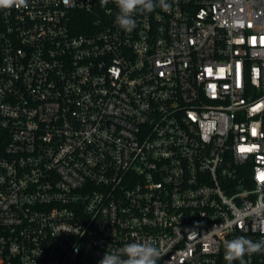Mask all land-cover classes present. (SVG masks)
Here are the masks:
<instances>
[{"label": "built area", "instance_id": "2783aa9c", "mask_svg": "<svg viewBox=\"0 0 264 264\" xmlns=\"http://www.w3.org/2000/svg\"><path fill=\"white\" fill-rule=\"evenodd\" d=\"M169 3L131 32L113 0L0 9V264L264 239V0Z\"/></svg>", "mask_w": 264, "mask_h": 264}, {"label": "clouds", "instance_id": "9594fccd", "mask_svg": "<svg viewBox=\"0 0 264 264\" xmlns=\"http://www.w3.org/2000/svg\"><path fill=\"white\" fill-rule=\"evenodd\" d=\"M118 8L115 22L123 30L131 32L136 27L133 16L137 13H151L157 7L167 12L171 9L169 0H113ZM101 6H106L109 0H100ZM15 6L27 8L28 0H0V9H11ZM111 245L108 246V249ZM264 253V239L253 241L245 236H238L224 242V260L227 264L239 261L246 264L245 256ZM161 252L154 240L144 239L125 243L112 251H106L98 264H157Z\"/></svg>", "mask_w": 264, "mask_h": 264}]
</instances>
